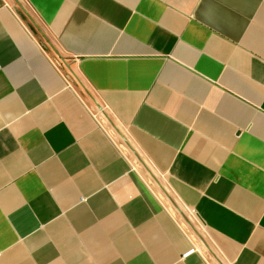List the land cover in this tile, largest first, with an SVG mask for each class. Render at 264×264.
Returning a JSON list of instances; mask_svg holds the SVG:
<instances>
[{"label":"crops","instance_id":"1","mask_svg":"<svg viewBox=\"0 0 264 264\" xmlns=\"http://www.w3.org/2000/svg\"><path fill=\"white\" fill-rule=\"evenodd\" d=\"M0 264H264V0H0Z\"/></svg>","mask_w":264,"mask_h":264},{"label":"rangeland","instance_id":"2","mask_svg":"<svg viewBox=\"0 0 264 264\" xmlns=\"http://www.w3.org/2000/svg\"><path fill=\"white\" fill-rule=\"evenodd\" d=\"M109 124L106 125V129L109 132V134L117 140L118 144L121 147V149H125L128 151V156L131 157L135 163V165L139 166L140 169L146 173V181L148 182L149 186L154 190L156 195L167 205V208L171 211L173 216L176 218L177 222L183 226V229L190 235L195 237V234L197 232V225L196 222L192 219H190L189 216L184 215L183 213H180L177 211L176 208L179 207V201L173 196H169L168 193L165 192V189L162 188L161 185L164 183V178L160 174H156L154 170L146 163V161L141 158L137 152H135L134 148L130 144H125L123 139L120 137V135L125 134V130L120 127L114 120H112L110 117ZM136 157V158H132Z\"/></svg>","mask_w":264,"mask_h":264}]
</instances>
